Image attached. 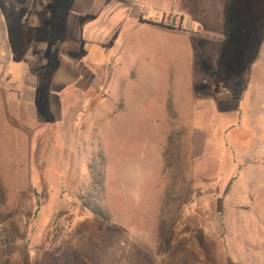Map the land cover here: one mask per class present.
<instances>
[{"label":"rangeland","instance_id":"1","mask_svg":"<svg viewBox=\"0 0 264 264\" xmlns=\"http://www.w3.org/2000/svg\"><path fill=\"white\" fill-rule=\"evenodd\" d=\"M73 1L0 0V264H264V56L249 39L264 0L236 1L239 41L115 35L93 88L51 99ZM183 6L201 34L223 29L213 0Z\"/></svg>","mask_w":264,"mask_h":264},{"label":"crops","instance_id":"2","mask_svg":"<svg viewBox=\"0 0 264 264\" xmlns=\"http://www.w3.org/2000/svg\"><path fill=\"white\" fill-rule=\"evenodd\" d=\"M70 1V0H69ZM161 0H74L71 3V11L64 16L63 24L67 27V39L56 45L55 60L59 61L55 71L50 70L51 77L47 83L50 88L51 99L54 96L64 95L70 89H78L84 92L92 89L96 79L93 66L102 67L111 56V51L102 48V43L110 41L118 35L117 46L125 35L128 44L138 39L142 34H151L163 38L179 37L190 43L198 41L200 35L205 37L215 36L225 41L228 37L235 36L229 16L236 9L238 0H213V10H219L222 18L223 29L219 32L201 34L203 30L197 27L191 14L183 6V0H172L169 6H161ZM231 4L229 5V2ZM240 4V1L238 5ZM237 5V7H239ZM259 15H264V5L258 6ZM173 16L178 23H183L186 32L167 28L164 23L166 18ZM234 16V15H233ZM261 20V19H260ZM239 22V21H238ZM237 22L233 23L236 24ZM264 23L259 22L258 30L254 37L249 38L261 41L257 56H264ZM193 25L195 30L190 29ZM207 32V31H205ZM127 35V36H126ZM230 35V36H229ZM248 35V34H247ZM136 36V37H135ZM211 37V38H215ZM202 38V39H203ZM239 37H236L238 39ZM241 38L238 39V41ZM248 39V37H247ZM234 40V39H233ZM89 42L91 45H89ZM0 45V55H3ZM120 52V49L117 53ZM53 54L50 61L52 62ZM16 59V55H14ZM84 58H87L84 59ZM118 62V61H117ZM114 72L121 70V64H115ZM11 66L0 65V120L9 117L11 101L5 97L9 88L7 73ZM138 73L140 71H132ZM104 90V88H101ZM20 104V103H19Z\"/></svg>","mask_w":264,"mask_h":264},{"label":"trees","instance_id":"3","mask_svg":"<svg viewBox=\"0 0 264 264\" xmlns=\"http://www.w3.org/2000/svg\"><path fill=\"white\" fill-rule=\"evenodd\" d=\"M93 212L100 217H103L104 215L101 209L94 210ZM174 236L175 232L173 227L169 225L167 219H163L160 230V252L162 254L166 255L170 252Z\"/></svg>","mask_w":264,"mask_h":264}]
</instances>
